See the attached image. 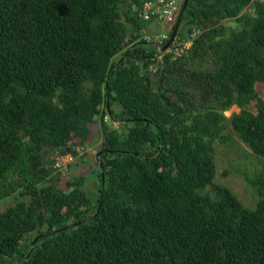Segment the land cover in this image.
<instances>
[{"label":"trees","instance_id":"1","mask_svg":"<svg viewBox=\"0 0 264 264\" xmlns=\"http://www.w3.org/2000/svg\"><path fill=\"white\" fill-rule=\"evenodd\" d=\"M148 2L0 0V264H264V170L216 183L229 127L264 163V0H188L166 50Z\"/></svg>","mask_w":264,"mask_h":264},{"label":"rangeland","instance_id":"2","mask_svg":"<svg viewBox=\"0 0 264 264\" xmlns=\"http://www.w3.org/2000/svg\"><path fill=\"white\" fill-rule=\"evenodd\" d=\"M164 24L161 30H164ZM182 34V33H181ZM258 93L264 97V88L259 86ZM240 109L236 106L232 107L225 113V116L230 119L234 114H238ZM118 127V124L116 123ZM92 138L88 145V158L87 164L81 165L75 175H84L87 177V182L84 187L89 197L93 200L97 198V179L91 172L94 170V156L100 146V133L96 125L92 126ZM228 136L226 143H217L216 147V163H217V177L216 183L229 187L246 206L253 208L257 202V195L254 193L248 184L247 179H253L255 175L264 170L263 161L257 159L251 153L249 147L243 143L238 135L229 127L225 132ZM65 173H68L65 170ZM227 173V175H224ZM15 202L10 200L8 202L0 203V211L5 210L8 206L13 205Z\"/></svg>","mask_w":264,"mask_h":264},{"label":"built area","instance_id":"3","mask_svg":"<svg viewBox=\"0 0 264 264\" xmlns=\"http://www.w3.org/2000/svg\"><path fill=\"white\" fill-rule=\"evenodd\" d=\"M180 10V0H154V2H148L145 4L141 16L147 22L154 18L155 21L166 24V29L169 30L175 25ZM168 30L155 35V41H158L159 44H163V42L169 38L167 33ZM191 45L192 43H186L182 48L177 47L172 50V53L174 54L175 58L182 57L185 50H188ZM57 160V166L60 168L64 165H67L68 163H72L74 158L72 155H66L62 158H58Z\"/></svg>","mask_w":264,"mask_h":264},{"label":"water","instance_id":"4","mask_svg":"<svg viewBox=\"0 0 264 264\" xmlns=\"http://www.w3.org/2000/svg\"><path fill=\"white\" fill-rule=\"evenodd\" d=\"M187 4H188V0H184L183 5H182V8H181L180 13H179V16H178L177 21H176V23H175L174 29H173V31H172V33H171V37H170L169 41L165 44V46L162 47V50H166V49H168V47L170 46V44H171V43L174 41V39L176 38V35H177V33H178L179 29H180V26H181V24H182V20H183V17H184V14H185L186 8H187ZM98 157H99V156H98ZM98 157H97V158H98ZM102 171H103V170H102ZM102 181H103V184H102V185H104V176L102 177ZM56 232H59V231H56ZM35 242H36V241H34V242L32 243L30 253H31L32 250H33V247H34V245H35ZM29 255H30V254H29ZM29 255L27 256L26 260L29 258ZM25 264H27V263H25Z\"/></svg>","mask_w":264,"mask_h":264},{"label":"crops","instance_id":"5","mask_svg":"<svg viewBox=\"0 0 264 264\" xmlns=\"http://www.w3.org/2000/svg\"><path fill=\"white\" fill-rule=\"evenodd\" d=\"M150 29H156L157 30L156 23H152V25L150 26Z\"/></svg>","mask_w":264,"mask_h":264}]
</instances>
